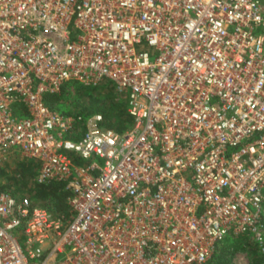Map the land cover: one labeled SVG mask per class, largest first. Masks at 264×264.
Wrapping results in <instances>:
<instances>
[{"label": "built area", "instance_id": "built-area-1", "mask_svg": "<svg viewBox=\"0 0 264 264\" xmlns=\"http://www.w3.org/2000/svg\"><path fill=\"white\" fill-rule=\"evenodd\" d=\"M111 83L132 117L49 106ZM67 190L53 213L0 188V264H208L227 234L264 258V0H0V156Z\"/></svg>", "mask_w": 264, "mask_h": 264}, {"label": "rangeland", "instance_id": "rangeland-1", "mask_svg": "<svg viewBox=\"0 0 264 264\" xmlns=\"http://www.w3.org/2000/svg\"><path fill=\"white\" fill-rule=\"evenodd\" d=\"M92 88L94 89L92 95L83 94L78 100L73 99L64 103L55 102L54 105L60 110L77 111L81 108L86 110L89 106V96L100 94L102 91L100 89L108 91L110 88L112 96L126 107L124 95L117 91L111 83L102 82ZM14 149L0 156V188L19 194L27 193L33 201L41 203L43 199L37 200L32 194L34 174L39 162L35 158L22 155L16 147ZM258 255L249 234H227L224 240L218 244L208 264H264V258L255 262Z\"/></svg>", "mask_w": 264, "mask_h": 264}, {"label": "trees", "instance_id": "trees-1", "mask_svg": "<svg viewBox=\"0 0 264 264\" xmlns=\"http://www.w3.org/2000/svg\"><path fill=\"white\" fill-rule=\"evenodd\" d=\"M109 90L104 91V89H100V94L89 96V106L86 110L81 108L77 111H61L84 114L98 112L102 114V126L111 127L117 131H123L131 125L132 117L128 113L127 108L112 96V90L110 88ZM92 92H94L92 87L86 86L76 80H68L64 81L60 85L58 91L46 93L44 95V100L49 106L56 107L54 105L55 102L64 103L73 99L78 100L83 94L92 95ZM33 183L32 194L37 200L43 199L41 203L44 205L47 204L46 206H48L53 211V213L62 212L66 209V196L68 192L67 190L61 188V184L55 182L36 183L35 181ZM262 258L263 257L261 255H258L255 259V262H259Z\"/></svg>", "mask_w": 264, "mask_h": 264}]
</instances>
